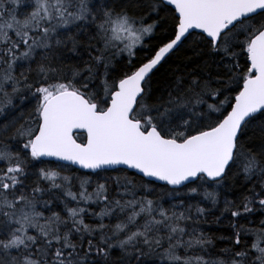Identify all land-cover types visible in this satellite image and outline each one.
Wrapping results in <instances>:
<instances>
[{"label": "snow or ice", "instance_id": "obj_1", "mask_svg": "<svg viewBox=\"0 0 264 264\" xmlns=\"http://www.w3.org/2000/svg\"><path fill=\"white\" fill-rule=\"evenodd\" d=\"M0 264H264V0H0Z\"/></svg>", "mask_w": 264, "mask_h": 264}, {"label": "trees", "instance_id": "obj_2", "mask_svg": "<svg viewBox=\"0 0 264 264\" xmlns=\"http://www.w3.org/2000/svg\"><path fill=\"white\" fill-rule=\"evenodd\" d=\"M177 66H178V65H177L176 63L170 61L169 64H168V65H165V67L161 69V72L158 73V75H157V79L159 80V79H162V78L165 77V76H170V75L172 74L173 69H175ZM190 68H191V66H189V69H190ZM30 107H31V106H28V110H30ZM80 135H81V137H83L84 134H83V133H80ZM53 167H55V165H53ZM72 169L75 170V169H77V168H74V167L72 166ZM65 171H67V169H66ZM82 172H84V171H82ZM132 173H134V172H131V171H130V174H132ZM236 195H238V193H229V194H228V198H229V199H235ZM166 206H167V205H166ZM205 206L207 207L208 205H205ZM97 210H98V209H97ZM212 219H213V217H209V221H210V222H209V225H207V227H208L209 229L213 230V231H216L217 234H220V233L227 234V229H226V228L221 227V228L218 229L216 225L211 224V220H212ZM253 219H256V218L254 217ZM225 224H226V221H225ZM221 246H223V245H221Z\"/></svg>", "mask_w": 264, "mask_h": 264}, {"label": "water", "instance_id": "obj_3", "mask_svg": "<svg viewBox=\"0 0 264 264\" xmlns=\"http://www.w3.org/2000/svg\"><path fill=\"white\" fill-rule=\"evenodd\" d=\"M81 133H83V132L81 131ZM83 134H84V133H83ZM73 167H74V168H78V166H76V165H73ZM81 171H84V172H90L91 170H81ZM130 171L135 173V170H130ZM145 179H152V178H145ZM156 183H157V184H162L163 182L157 181Z\"/></svg>", "mask_w": 264, "mask_h": 264}]
</instances>
